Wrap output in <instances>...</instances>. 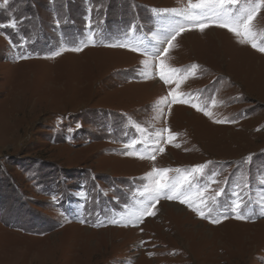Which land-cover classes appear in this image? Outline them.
Returning <instances> with one entry per match:
<instances>
[{"label":"rangeland","instance_id":"rangeland-1","mask_svg":"<svg viewBox=\"0 0 264 264\" xmlns=\"http://www.w3.org/2000/svg\"><path fill=\"white\" fill-rule=\"evenodd\" d=\"M188 3L0 0V264H264V52L214 22L153 12ZM253 31L264 46V9ZM192 65L187 79L169 72ZM171 92L191 102L154 107ZM153 168L190 180L191 206L161 196L130 223ZM234 193L246 208L229 207Z\"/></svg>","mask_w":264,"mask_h":264},{"label":"snow or ice","instance_id":"snow-or-ice-1","mask_svg":"<svg viewBox=\"0 0 264 264\" xmlns=\"http://www.w3.org/2000/svg\"><path fill=\"white\" fill-rule=\"evenodd\" d=\"M5 4H7V0H5ZM4 5H0L3 7ZM264 9V0H196L195 3L192 0H189V3L186 8H165V9H153V12L156 14H163V15H172L176 17H182L184 21L188 22L193 26L199 27L201 31L205 29V27L209 26V22L216 23L217 26L222 28H227L229 31L234 32L237 37H243L240 42L241 43H249L252 42V47L258 48L259 51L264 52V46H258L255 42V36L257 35L256 32L253 31V22L255 21L257 15L260 11ZM210 14V15H209ZM59 24V21H57ZM9 26L16 27L17 22L15 20H11L9 22ZM184 25L177 21L175 26H171L168 33L165 35L164 41L161 43L167 42L169 47H171V41L176 38L182 31H184ZM264 43V41H262ZM87 46V45H84ZM113 46H120V47H130L131 50L137 51V48L131 47L130 45H113ZM76 51L80 50L79 48L74 49ZM146 53L154 56H159L161 54V49L154 48L153 50H145ZM163 51H167V49H163ZM53 55H60V52H55ZM24 58V57H21ZM145 65L144 69L139 70V74L142 75L145 79L149 78L150 75H154L149 71L150 68H154L155 65H149L147 60L142 61ZM196 65H192L189 69H169V72L173 75L178 73H184V79H187L189 75H194V69ZM161 72L159 73L160 79L163 80L165 83L170 82V77L166 76L163 71V65H161ZM187 94H177L175 92H171V100L167 97L161 98L154 107L160 109L162 105H171L173 103H185L191 102V98L189 100H185V96ZM193 107H196L198 111H203L204 108L198 107L195 103H192ZM205 114H208L207 112ZM222 122V121H217ZM166 131V129H161L159 132L155 133V143H159L162 137V133ZM171 139V137H169ZM138 143L137 138L133 137L128 144L125 145L126 149H130L126 151L125 155H135L138 153V150L135 149V145ZM141 147L147 148L143 143H141ZM163 151L162 148L159 149ZM152 151H155L153 148ZM140 159L151 158L154 159L155 157L151 155L149 152L148 156L144 154H139ZM204 166H195L191 171L192 173H203ZM173 171V169H157L153 168L150 173H147L145 179L148 181L146 185H144L143 189L141 190V195L146 196V200L141 202V207L137 209L135 212L129 214V222L131 223L133 220H139L144 215H154V213L148 211L153 205L150 203L151 201H158L161 196H164L166 199H180L181 196L189 197L190 192L188 189L191 188V181L185 178L184 184L182 186L179 183H168V182H161L159 179L164 174ZM177 173L180 172L179 169H175ZM215 182V181H213ZM208 188V184L203 186V190L200 191L198 194L202 195L203 191H206ZM220 193H216L218 196ZM236 197L233 200V203L229 206L233 211L237 209H242V205L246 208L248 206L247 201L244 200L239 193H234ZM214 200L215 197H212ZM181 203L189 202V206H191V202L186 201L185 199H180ZM201 203H205L202 199ZM261 207V214L264 215V198L260 201ZM200 214L203 216L204 213L201 211ZM237 219H244L245 216L241 214V212H237ZM214 223H218L219 220H214ZM112 223H117V221L113 220Z\"/></svg>","mask_w":264,"mask_h":264},{"label":"bare ground","instance_id":"bare-ground-1","mask_svg":"<svg viewBox=\"0 0 264 264\" xmlns=\"http://www.w3.org/2000/svg\"><path fill=\"white\" fill-rule=\"evenodd\" d=\"M162 207H163V205H161L159 208H158V211L160 210V209H162ZM169 207L172 209V210H174V211H176L178 214H181L182 213V207L181 206H179V205H174V203L173 204H169ZM113 230V229H112Z\"/></svg>","mask_w":264,"mask_h":264}]
</instances>
